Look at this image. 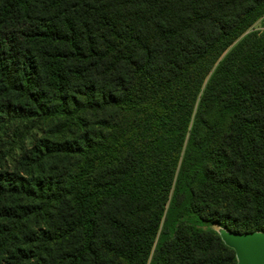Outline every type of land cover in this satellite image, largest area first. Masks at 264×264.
Listing matches in <instances>:
<instances>
[{"label": "trees", "instance_id": "16d2710c", "mask_svg": "<svg viewBox=\"0 0 264 264\" xmlns=\"http://www.w3.org/2000/svg\"><path fill=\"white\" fill-rule=\"evenodd\" d=\"M215 226L264 232V0H0V264H237Z\"/></svg>", "mask_w": 264, "mask_h": 264}, {"label": "water", "instance_id": "95a60500", "mask_svg": "<svg viewBox=\"0 0 264 264\" xmlns=\"http://www.w3.org/2000/svg\"><path fill=\"white\" fill-rule=\"evenodd\" d=\"M219 235L224 244L234 251L237 264H264V232L219 230Z\"/></svg>", "mask_w": 264, "mask_h": 264}, {"label": "rangeland", "instance_id": "374dc122", "mask_svg": "<svg viewBox=\"0 0 264 264\" xmlns=\"http://www.w3.org/2000/svg\"><path fill=\"white\" fill-rule=\"evenodd\" d=\"M255 29H260V25L259 24H256V26H255ZM213 229L215 230V231H219L220 229L218 228V227H213Z\"/></svg>", "mask_w": 264, "mask_h": 264}]
</instances>
